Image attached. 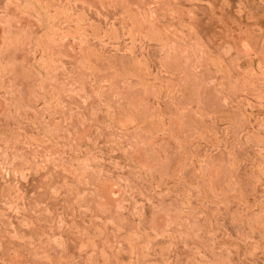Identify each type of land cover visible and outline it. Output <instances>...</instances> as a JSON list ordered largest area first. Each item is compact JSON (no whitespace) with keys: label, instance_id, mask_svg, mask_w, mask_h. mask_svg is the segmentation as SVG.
I'll list each match as a JSON object with an SVG mask.
<instances>
[{"label":"rangeland","instance_id":"obj_1","mask_svg":"<svg viewBox=\"0 0 264 264\" xmlns=\"http://www.w3.org/2000/svg\"><path fill=\"white\" fill-rule=\"evenodd\" d=\"M0 264H264V0H0Z\"/></svg>","mask_w":264,"mask_h":264}]
</instances>
